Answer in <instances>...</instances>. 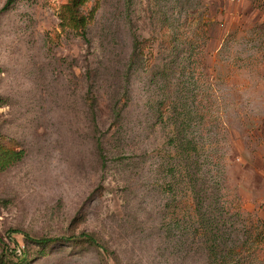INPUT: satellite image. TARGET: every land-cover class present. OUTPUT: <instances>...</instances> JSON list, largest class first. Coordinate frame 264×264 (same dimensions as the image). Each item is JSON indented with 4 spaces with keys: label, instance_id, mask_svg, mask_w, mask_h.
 <instances>
[{
    "label": "rangeland",
    "instance_id": "374dc122",
    "mask_svg": "<svg viewBox=\"0 0 264 264\" xmlns=\"http://www.w3.org/2000/svg\"><path fill=\"white\" fill-rule=\"evenodd\" d=\"M97 1L85 40L67 0H0V132L25 151L0 173V264H209L187 167L243 248L264 221V0Z\"/></svg>",
    "mask_w": 264,
    "mask_h": 264
},
{
    "label": "trees",
    "instance_id": "16d2710c",
    "mask_svg": "<svg viewBox=\"0 0 264 264\" xmlns=\"http://www.w3.org/2000/svg\"><path fill=\"white\" fill-rule=\"evenodd\" d=\"M92 0H67L62 6L59 16L60 26L64 32L70 31L76 36L87 40L88 29L93 24L99 9V2H95L93 8L85 11V7ZM86 101L91 108L97 106L96 98L88 96ZM4 104L0 100V108ZM113 115L120 116L118 106L114 104ZM165 106V110H167ZM174 147L178 148L177 155L185 158L188 154L182 149L183 143L180 138L172 139ZM100 148L104 149V142H100ZM25 157V151L20 143L13 138H9L0 132V173H4L20 163ZM185 174L188 178V184L194 194L196 221L192 227V233L195 238L202 240V250L209 264H256L259 260L264 263V221H258L255 226L245 227L244 247L231 245L226 239L234 234L233 219L230 216V209L224 206L221 199H217V190H214L209 184L204 187L199 184V171H192L189 167L185 168ZM223 205V206H222ZM87 242L90 245L98 244L95 236L87 235ZM58 241L51 239L43 240L46 243ZM42 242V241H41ZM240 250V251H239ZM241 251H243L241 253ZM17 256V264H25V258ZM233 258L234 261H230ZM259 264V262L257 263Z\"/></svg>",
    "mask_w": 264,
    "mask_h": 264
},
{
    "label": "built area",
    "instance_id": "2783aa9c",
    "mask_svg": "<svg viewBox=\"0 0 264 264\" xmlns=\"http://www.w3.org/2000/svg\"><path fill=\"white\" fill-rule=\"evenodd\" d=\"M20 252V251H19ZM20 254H21V252H20Z\"/></svg>",
    "mask_w": 264,
    "mask_h": 264
}]
</instances>
